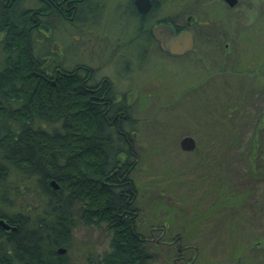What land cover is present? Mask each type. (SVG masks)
<instances>
[{"label":"rangeland","instance_id":"374dc122","mask_svg":"<svg viewBox=\"0 0 264 264\" xmlns=\"http://www.w3.org/2000/svg\"><path fill=\"white\" fill-rule=\"evenodd\" d=\"M91 1L82 15L90 26L57 22V46L35 33L34 52L59 47L54 62L86 63L126 94L138 153L137 225L153 237V256L143 264H185L177 247L186 245L181 253L190 264H264V181L247 168L255 151L254 164L264 167V134L255 123L264 114V0H240L234 9L221 0H186L179 12L194 15L196 37L181 55L164 53L138 29L130 0ZM3 57L0 44V64ZM186 135L197 151L180 148ZM238 202L239 210L213 212ZM103 227L77 224L65 251L71 264H91L109 249Z\"/></svg>","mask_w":264,"mask_h":264},{"label":"trees","instance_id":"16d2710c","mask_svg":"<svg viewBox=\"0 0 264 264\" xmlns=\"http://www.w3.org/2000/svg\"><path fill=\"white\" fill-rule=\"evenodd\" d=\"M19 1L0 0V219L15 226L0 225V264H71L56 250L68 248L80 221L109 234V249L91 264H143L153 237L137 225L126 94L116 101L108 77L90 83L82 63L58 60L46 75ZM74 5L76 25L89 24L79 11L85 0L69 13Z\"/></svg>","mask_w":264,"mask_h":264},{"label":"flooded vegetation","instance_id":"af4514ba","mask_svg":"<svg viewBox=\"0 0 264 264\" xmlns=\"http://www.w3.org/2000/svg\"><path fill=\"white\" fill-rule=\"evenodd\" d=\"M75 1L76 0H34V2H32L31 0H20L18 3V7L22 8L24 12H25V10L26 11L29 10L28 16H30L29 18L31 20V23L28 24L27 27L29 29L31 27H36V29H34V31L32 32V36H34V41L39 42V37L35 40V38H36L35 33L36 34L38 33L39 36L40 35L42 36V37H40L42 42L44 39H46L54 47H56L57 42L52 41L53 32L55 30L56 23L57 22H67V21H68L67 23H69V22H73L76 20V18H75V16H76L75 6L76 5L73 6L74 7L73 11H71L69 13V7L72 6V3ZM134 1L135 0H130V5H131V9H132V12H131L132 16L131 17L136 22L138 29L142 28V29H145L147 32L150 33V35H146V36L148 39H152L154 41L157 48H159L161 51H163L166 54L181 55V54H171V53L163 50L160 47L158 41L156 40V38L154 37V35L152 33L154 26H156L158 24H171L174 27L175 32H179L183 29H188L191 31V33L193 35V48L189 51H192L194 49L196 35L191 29V26L194 25V23H195L194 15L193 14L186 15V14H184V11H183V13L179 12V10H181L183 8L185 9L184 4H185L186 0H148L150 2V6L144 12H140L137 9V6H136ZM221 1L227 7L234 9V7H236L239 4L240 0H236L235 4L232 6L229 5L226 0H221ZM91 2H92L91 0H85V5L80 7L79 11L83 10L84 8L86 9L87 7L89 8ZM5 3L7 5L12 4V2L10 0H5ZM173 5H175V7L172 8L173 9L172 11H169L167 13L164 12L167 7L170 8ZM69 14H71V15H69ZM178 16H183V19H184L183 24L177 23V17ZM86 23H88L87 20H86ZM203 24H206V22H203ZM87 25L90 26L91 24H87ZM208 38L209 37H206V38L203 37V39H205V41ZM104 44H106V42ZM94 46H95V44H94ZM42 48H43V50H41L40 52L42 54H44L41 57L42 62H43V69H44V73L46 75H48V74H50V68L52 67V65L56 64V61L55 62L53 61V57H52L53 54H55L56 56H60L62 54V50L59 47H57L56 50L54 48L48 49L47 46H46V49L44 47H42ZM81 48L82 47H80V48L78 47L79 50H82ZM101 49H105V45H103V47H101ZM149 49H150V47L148 45H144V47H143L144 53L146 51L148 52ZM127 53L130 55L129 52H127ZM78 63H82L85 66L84 68L89 70V72L92 74L93 79L97 78L96 77L97 70L93 67H90L86 63L76 61V62L72 63V65L69 68H72L73 66L77 65ZM78 66H80V64ZM104 78H107V77L100 75V77L97 78L96 80H98L97 82H101V80ZM122 94H125V93H122ZM116 98H117L116 101H119L122 97L117 94ZM125 101H126V98H125ZM255 123H256V130H258V132L264 134V114H262L259 118H257ZM253 140L257 141V143L254 145L256 147V150H257V148H260L258 145L260 144V146H261V143L258 142L259 139L257 138V136H255L253 138ZM195 151H197L196 143H195V149L191 150V152H195ZM255 153H256V151L253 153L251 159L249 160L250 166L247 167L248 173L251 172L252 174L256 175L257 177H262V180L264 181V167H259L258 165L254 164L255 159H253V156L255 155ZM261 154H262V156H261L262 159H264V147L261 149ZM209 167H213V166L211 165ZM238 193L239 192H237V193L233 192V194H231V195H235ZM216 195L217 194L214 195V198L211 200L209 205L214 204V202H215L214 199H215ZM242 203L243 202H238L235 205H225V206L220 207L219 209L213 210V212L216 213V211L221 210L223 208H226L231 213V211L239 210ZM260 211H261L260 215L262 217L263 224H264V197L262 200V206L260 208ZM149 239L151 240L153 238H149ZM187 246L188 245L182 246L181 248L177 247V250H179V252L177 253V258L183 259L185 264H190V263H192L193 259H191V257H187L185 255H182L183 252L181 253V249H183L184 247L187 248ZM263 251H264V249H263ZM262 257L264 258V254Z\"/></svg>","mask_w":264,"mask_h":264},{"label":"water","instance_id":"95a60500","mask_svg":"<svg viewBox=\"0 0 264 264\" xmlns=\"http://www.w3.org/2000/svg\"><path fill=\"white\" fill-rule=\"evenodd\" d=\"M226 1L231 6L236 2V0ZM134 2L140 12H144L150 6V2L148 0H135ZM152 33L158 41L160 47L171 54H182L193 48V35L188 29L175 32L174 27L171 24H158L154 26ZM179 144L181 149L186 151L195 149V140L189 135L183 136ZM51 185L55 188L58 187L54 180H51ZM0 225L5 229L15 228V226L9 225L3 219H0ZM65 250L66 249L64 247H59L56 252L62 254Z\"/></svg>","mask_w":264,"mask_h":264}]
</instances>
